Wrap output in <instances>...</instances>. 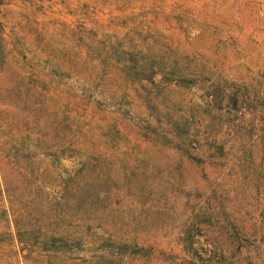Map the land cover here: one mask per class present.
Listing matches in <instances>:
<instances>
[{"label": "rangeland", "instance_id": "rangeland-1", "mask_svg": "<svg viewBox=\"0 0 264 264\" xmlns=\"http://www.w3.org/2000/svg\"><path fill=\"white\" fill-rule=\"evenodd\" d=\"M7 1L0 21L11 62L8 82L31 88L36 74L48 75L66 97L90 106L85 114L79 109L78 129L89 147L132 157L115 163L111 157L88 178L98 179L113 195L116 204L108 218L116 228L158 250L139 260L118 254L112 261L105 254L100 264H181L186 258L180 254L182 231L192 224L196 247L225 248L231 263L264 264V0ZM153 5H175L186 51L206 59L209 77L202 75L190 88L145 82L129 96L124 95L128 82L99 80L115 99L108 108L79 82L74 69L97 81L92 61L81 53L87 45L94 52L106 42L123 45L138 12ZM218 84L226 93L240 92L239 110L228 108L225 99L214 101ZM104 108L134 121L188 119L194 149L162 129L151 136L153 145L139 138L137 129L113 139L98 121L105 113L97 109Z\"/></svg>", "mask_w": 264, "mask_h": 264}, {"label": "trees", "instance_id": "trees-1", "mask_svg": "<svg viewBox=\"0 0 264 264\" xmlns=\"http://www.w3.org/2000/svg\"><path fill=\"white\" fill-rule=\"evenodd\" d=\"M8 2L0 0V9ZM174 6L142 8L134 18L139 20L137 25L125 32L123 45L105 41L96 52L87 45L88 51L81 55L92 61L97 81L74 69L79 82L111 108L113 93L99 80L128 82L124 95L129 96L145 82L190 88L202 75L209 77L206 59L186 51ZM10 68L4 24L0 21V264H100L105 254L112 261L118 254L147 259L157 247L145 246L138 235L119 231L116 222L108 218L116 204L110 200L113 195L102 189L98 179L88 178L91 170L102 167L111 157L112 163L132 157L117 149L106 155L101 149L89 147L78 129L79 109L85 114L90 106L80 98L66 97L44 73L35 75L36 84L31 88L8 82ZM15 77L19 79V74ZM217 87L220 95L215 93L214 101L225 99L228 108L239 110L240 92L226 93L222 84ZM97 110L105 113L98 121L111 130L113 139L127 137L137 129V136L153 145L151 136L162 129L177 143L194 149L188 119L184 123L182 118L152 116L134 121L121 117L119 111ZM95 112L91 110L90 114ZM94 118L88 122H94ZM63 161L71 164L65 166ZM193 230L192 224L182 231L180 254L183 252L186 258L181 264H216L213 258H224L222 264H243L231 263L225 248L196 247Z\"/></svg>", "mask_w": 264, "mask_h": 264}]
</instances>
